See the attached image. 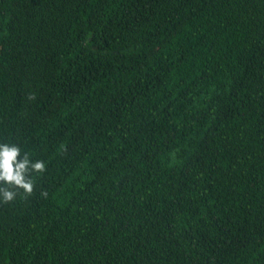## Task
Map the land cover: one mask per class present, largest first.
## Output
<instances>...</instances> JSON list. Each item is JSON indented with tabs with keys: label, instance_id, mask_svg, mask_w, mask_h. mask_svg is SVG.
Here are the masks:
<instances>
[{
	"label": "trees",
	"instance_id": "trees-1",
	"mask_svg": "<svg viewBox=\"0 0 264 264\" xmlns=\"http://www.w3.org/2000/svg\"><path fill=\"white\" fill-rule=\"evenodd\" d=\"M0 143V264H264V0H0Z\"/></svg>",
	"mask_w": 264,
	"mask_h": 264
},
{
	"label": "clouds",
	"instance_id": "clouds-1",
	"mask_svg": "<svg viewBox=\"0 0 264 264\" xmlns=\"http://www.w3.org/2000/svg\"><path fill=\"white\" fill-rule=\"evenodd\" d=\"M45 170L44 161L33 162L27 153L21 156L19 146L0 143V198L4 203L13 201L18 195L14 189L22 190L25 196L31 195L35 184L32 174H42ZM41 195L46 198L47 192Z\"/></svg>",
	"mask_w": 264,
	"mask_h": 264
}]
</instances>
